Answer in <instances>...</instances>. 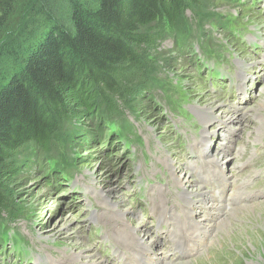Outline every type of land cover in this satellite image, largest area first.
<instances>
[{"label": "rangeland", "instance_id": "obj_1", "mask_svg": "<svg viewBox=\"0 0 264 264\" xmlns=\"http://www.w3.org/2000/svg\"><path fill=\"white\" fill-rule=\"evenodd\" d=\"M28 2L29 0H16L11 5L9 0H0L2 6L0 9V56L3 52V44L13 42L16 45L21 42L25 49V41L32 37L31 33H36L37 26L42 23L40 17L34 19L27 14V11H24ZM5 11H7L8 17L3 22ZM214 11L222 15L228 14L227 12L236 13L240 24L254 27L253 25L257 23L255 26L261 28V39L264 43L262 10L258 15L255 10H253L254 14L246 13L236 8L235 3L215 0ZM221 34L224 35L221 28H218L216 37L224 39ZM158 48L163 52L161 57L168 66L166 72H159L160 76L166 75L177 83L186 93V97L194 104L206 106L215 114L217 112L221 114L224 108H220L219 102H222V99L206 92L199 76L194 73L187 59L177 53L176 46L172 41L165 39ZM234 49L237 59L244 58V63L249 62L246 75H252L250 88L256 99L253 100V104L244 108V115L241 117L244 116L245 119L241 121L238 118L239 125L235 126L236 133H238L231 139L233 145L230 151L236 148L239 137L250 136V144H243L245 148L242 150V154L245 160L254 149L255 137H264V107H257V104L264 99V96L261 97L259 94L262 89L260 86L262 87L264 84V64H261L259 59L253 57L252 54L240 51L242 48L234 47ZM3 60L2 67L7 68L5 71L14 66V63L10 62L11 58H3ZM137 74L139 76L140 72ZM257 85H260L258 90L255 88ZM149 89L146 88L144 91ZM77 105V103L69 105L68 118L72 119L76 125L95 128V120L90 118L88 113H83ZM135 106L141 111V118L148 124L156 139L169 145L171 156L174 159L177 150L171 140L170 131L160 115L151 108L150 101L145 97L144 101H139ZM245 113H247L246 116ZM239 127L242 129L238 131ZM216 133L221 135L219 127L216 128ZM210 136L214 138V132ZM85 143L86 145L83 144L81 148L76 147V154L82 161L81 169L75 174L73 173V180L70 183L61 182L63 185L58 186L54 179V183H49L54 184V187L49 185L50 178L45 177V171L35 164H31V168L27 169L28 172L19 174V179L16 182H11L9 195L16 203L15 212H21L22 215L13 214V217L16 218L14 217L12 225L17 229L12 230V235L6 244H0L1 262L18 264L19 262L13 256L15 253L17 259L22 262L20 264L29 263L27 252L31 249L29 256L34 260L42 261L43 264H85L83 260H77L70 252L92 254L95 249L97 259L123 264L121 256L119 258V244L122 242L120 249L125 253L123 256L125 263H138L135 255L138 249L137 239L133 235H127L126 240L122 241L123 238L119 237L121 232L118 229V222L121 219L131 230H133L131 222L134 221L137 225L134 232L137 235H140V230L148 229V232L143 235L145 236L143 243L147 250L150 246L151 259L143 264L167 263L168 255L171 252L170 248L182 238L181 230L187 229L182 215L184 209L187 207L195 209V204L190 201L196 196L188 194H186L188 203L180 208L172 206L180 202L178 190H181L182 185H186L181 180L180 186L172 171L176 175L181 173L170 167L167 158L143 155L136 144H132L130 147L131 152L135 154L133 159H128L126 152L120 155L119 151L115 150L112 151L114 158L109 161L105 157L102 146ZM93 145L95 148H92ZM259 148L261 149L259 154H264V142ZM234 154L235 152L232 154L233 157ZM174 165L176 169L181 168L185 176L191 180L192 187H194L193 185L198 187L199 190L195 191L196 193L202 194L214 186L206 179L208 178L207 173H209L208 161L187 164L177 160ZM259 167L260 164H252L243 168L238 173V178L232 180V185L226 191L221 187L220 194L215 195L212 204L201 202L202 206L208 207L210 221H215L219 216H225L238 207L256 204L249 208L248 212L244 209L243 220L237 221L236 218H231L230 224L221 229L223 233L217 235L212 246L207 245L205 238L200 246H197L196 253L177 258L169 264H264V181L257 185L252 182L250 185H253V188L244 190L236 198L237 204L229 206L226 204L228 203L229 190L235 195V189L241 178L251 175ZM231 173L234 172L230 170L229 175ZM234 174L237 175V173ZM201 179L204 182H200ZM138 190H141L142 196L136 204L131 202V198L136 195ZM204 198L206 200L205 196ZM112 203L120 205L121 208L129 207V210L122 215L119 209L113 207ZM226 206H228L227 209H225ZM166 210L168 212L164 213ZM236 211V215L239 216L240 210ZM165 214L171 218L163 220ZM92 217L95 226L99 227V233L94 236L89 233L92 238L88 240L86 235ZM19 232L27 241L21 238ZM104 235H108V237L103 238ZM147 240L151 245L148 246L145 243ZM152 245H157L158 249H153L155 247ZM34 263L37 264L35 261Z\"/></svg>", "mask_w": 264, "mask_h": 264}, {"label": "trees", "instance_id": "obj_2", "mask_svg": "<svg viewBox=\"0 0 264 264\" xmlns=\"http://www.w3.org/2000/svg\"><path fill=\"white\" fill-rule=\"evenodd\" d=\"M214 1L29 0L24 11L42 23L25 49L21 42L3 44L0 56V221L4 213L22 215L15 212L9 186L31 164H39L45 175L54 173L57 162L44 161L62 150V162L80 165L76 147L100 146L125 129L121 106L141 115L135 104L145 100L143 90L167 86L159 72L168 66L158 50L165 27H171L176 47L186 38L187 8L199 22L223 28ZM3 58L14 63L8 71ZM76 103L95 128L68 118L69 105Z\"/></svg>", "mask_w": 264, "mask_h": 264}, {"label": "bare ground", "instance_id": "obj_3", "mask_svg": "<svg viewBox=\"0 0 264 264\" xmlns=\"http://www.w3.org/2000/svg\"><path fill=\"white\" fill-rule=\"evenodd\" d=\"M245 65L247 63H244ZM261 91H259V94L262 96H264V84L263 86L261 87L260 86ZM223 104V102H219V106H221ZM257 107H260V108H263L264 107V99H262L258 104H257ZM210 109H213V108H210ZM219 118H221L219 115H218V112L216 114ZM242 128H238V131L241 130ZM173 169L176 170V171H179L181 174L180 175H177L178 179L181 181L183 180V182L186 184L184 187H187V188H190L187 190V192L189 194H194L196 193L195 191H198V187L193 185L194 187L191 186V183H190V179L188 177L185 176V174L183 173V171L180 169H176V166L173 165ZM181 185V184H180ZM200 195H203L200 194ZM198 201H200V199H198ZM257 203V202H256ZM259 204V203H258ZM113 207L116 208V209H119L120 210V213L122 215H124L126 213L127 210H129V207L128 208H121L120 205L116 204V203H112ZM256 205V204H254ZM254 205H251V206H248V207H238L237 209H233V211L231 212H228L227 215L228 217H226L227 215L223 216H219L218 218H216L215 221H210V220H199V224L201 225V228L203 229L202 230V233H201V236L202 237H206L205 239V242L207 243L208 246H212V242L214 241V239L216 237H218L217 235H219L222 230L221 229H224V227L226 228L227 227V224L229 225L230 224V220L231 218H236L237 221L239 220H243L242 217L244 216V209L246 210V212H248V209L251 208L252 206ZM264 206V204H263ZM244 207V208H243ZM236 210H240V214L239 216L236 215ZM132 223V226L133 228H136L137 225L134 223V221L131 222ZM223 233V232H222ZM145 243L147 244H150V242L147 240L145 241ZM151 245V244H150ZM77 260H83V263L85 264H104V261L103 260H100L99 258L97 259L96 258V253H95V249H93V253L92 254H88V253H79V254H74L72 252H70ZM144 257L146 258L147 255L144 254ZM150 259H151V256H150ZM167 264V263H165Z\"/></svg>", "mask_w": 264, "mask_h": 264}]
</instances>
